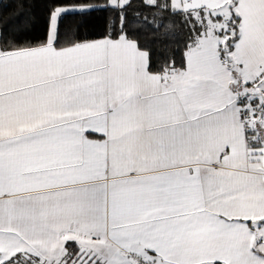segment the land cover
Returning a JSON list of instances; mask_svg holds the SVG:
<instances>
[{"label": "snow or ice", "instance_id": "1", "mask_svg": "<svg viewBox=\"0 0 264 264\" xmlns=\"http://www.w3.org/2000/svg\"><path fill=\"white\" fill-rule=\"evenodd\" d=\"M130 8L0 31V264H264V0ZM89 11L106 34L62 43ZM143 28L177 44L155 67Z\"/></svg>", "mask_w": 264, "mask_h": 264}, {"label": "trees", "instance_id": "2", "mask_svg": "<svg viewBox=\"0 0 264 264\" xmlns=\"http://www.w3.org/2000/svg\"><path fill=\"white\" fill-rule=\"evenodd\" d=\"M65 5L81 3H104L105 0H58ZM139 0H133V8L129 9V19H132V12L136 10ZM53 0H0V31L5 37L17 35L14 30L23 28L25 21L30 20L31 24L26 31L18 34V39L23 42L30 40L33 43L40 41L47 27V18ZM143 14L144 10H140ZM108 11H89L86 14L66 15L61 22V30L65 27L71 29L68 39L62 36V43L75 41H88L99 39L107 32ZM163 29L153 32L151 29L143 28L138 31H130L129 35L138 41L140 50L148 51L150 59L155 67L158 59L167 58L177 44L171 37L162 35ZM178 55V54H177Z\"/></svg>", "mask_w": 264, "mask_h": 264}, {"label": "crops", "instance_id": "3", "mask_svg": "<svg viewBox=\"0 0 264 264\" xmlns=\"http://www.w3.org/2000/svg\"><path fill=\"white\" fill-rule=\"evenodd\" d=\"M93 40H96V39H93ZM88 41H91V40H88ZM142 51H143V50H142ZM90 138H98V135L93 134V135L90 136Z\"/></svg>", "mask_w": 264, "mask_h": 264}]
</instances>
